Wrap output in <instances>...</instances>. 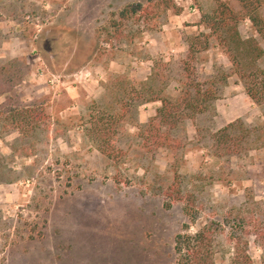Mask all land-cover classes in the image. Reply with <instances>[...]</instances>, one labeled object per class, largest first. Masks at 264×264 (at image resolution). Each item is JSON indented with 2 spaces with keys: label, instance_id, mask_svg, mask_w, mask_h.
Masks as SVG:
<instances>
[{
  "label": "rangeland",
  "instance_id": "374dc122",
  "mask_svg": "<svg viewBox=\"0 0 264 264\" xmlns=\"http://www.w3.org/2000/svg\"><path fill=\"white\" fill-rule=\"evenodd\" d=\"M161 1L0 0V264H173L183 225L194 234L225 218L224 252L214 263L229 264L231 228L244 238L232 225L237 213L257 220L248 254L260 263L264 135L260 148L229 158L212 156L208 145L236 120L260 126L261 109L250 106L216 41L193 66L198 82L217 81L216 100L170 132V148H146L140 137L159 102L124 113L122 95L107 91L117 77L137 90L154 77L164 95L177 96L187 39L208 33L201 12L222 2L241 15L237 0ZM135 5L145 12L119 18ZM259 14L264 19V0ZM239 32L257 36L248 20ZM102 111L119 120L112 161L85 137L88 116ZM247 195L262 203L250 214Z\"/></svg>",
  "mask_w": 264,
  "mask_h": 264
},
{
  "label": "trees",
  "instance_id": "16d2710c",
  "mask_svg": "<svg viewBox=\"0 0 264 264\" xmlns=\"http://www.w3.org/2000/svg\"><path fill=\"white\" fill-rule=\"evenodd\" d=\"M146 1L151 4L155 0ZM173 1L162 0L161 4L168 7ZM237 2L241 7V15L222 2H216L215 7L209 13L201 12V23L208 33H200L187 39L188 50L183 63V76L186 82L183 83L177 96L164 95L163 90L154 86V80H156L154 77L141 84L138 90L128 85L127 79L119 77L110 81L106 86L107 91H118L117 93L122 95L123 101L119 103L124 113L137 102L139 104L160 103L161 106L156 110L155 116L141 128L140 137L146 148L155 150L170 148L172 130L186 120L194 121L196 117L211 109L213 101L216 100L217 81L213 79L203 83L198 82L195 80L197 76L193 68L197 55L209 49L211 39L216 41L231 65V74L238 78L245 95L261 109L262 122L258 127L247 125L241 120L227 124L210 135L208 148L212 156L218 159L245 155L251 150L260 148L261 144L257 145V142L264 135V50L261 46L264 45V19L259 14L262 0H237ZM145 10L140 5L129 6L120 12L119 18L124 20L129 14L132 15L139 11L143 13ZM241 20H248L256 37L241 36L239 32ZM113 28L116 29V38L122 37L123 31L117 30L119 27L116 24H113ZM111 42L112 40L109 39L105 43ZM224 81L225 78L224 80L222 78L221 82L224 83ZM5 93V91L2 92V94ZM4 107H6V102L1 105V108ZM14 116L11 123L15 121ZM30 117L34 119L36 114ZM118 125L119 120L116 117L105 115L103 111L99 116L90 114L86 121L85 137L102 156L110 161L114 160L118 153L111 144L113 137L111 134ZM176 192L180 195V189H176ZM261 204L247 195L242 207L245 206L246 213L250 214ZM185 213L192 222L194 216L188 208L185 209ZM222 221L221 224L206 222L194 234H190L189 227L183 225L181 232L174 238L173 264H215L214 256L224 252L218 247H220L219 240L225 233L224 228L228 226V220L225 218ZM252 221H257L252 215L242 218L237 213L233 218V227L241 229L244 238L236 236V230L231 228L230 237L227 238L228 242H231L229 247L232 251L229 264H255L248 254V238L256 237ZM245 226L246 230H242ZM260 236L264 239V228ZM259 247L262 251L259 264H264V244H260Z\"/></svg>",
  "mask_w": 264,
  "mask_h": 264
},
{
  "label": "crops",
  "instance_id": "0c3cea01",
  "mask_svg": "<svg viewBox=\"0 0 264 264\" xmlns=\"http://www.w3.org/2000/svg\"><path fill=\"white\" fill-rule=\"evenodd\" d=\"M2 23L0 22V33H1V30H2V25H1ZM250 101V100H249ZM0 103H1V100H0ZM250 106L253 108L254 107V105H253V103L250 101ZM252 108H251V110H252ZM253 109H255V107L253 108Z\"/></svg>",
  "mask_w": 264,
  "mask_h": 264
}]
</instances>
